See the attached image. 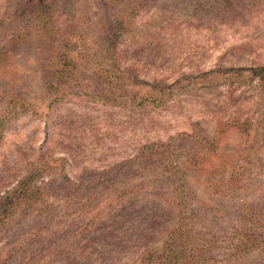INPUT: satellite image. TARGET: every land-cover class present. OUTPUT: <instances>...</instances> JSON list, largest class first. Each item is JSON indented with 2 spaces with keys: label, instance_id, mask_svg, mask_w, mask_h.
Here are the masks:
<instances>
[{
  "label": "rangeland",
  "instance_id": "obj_1",
  "mask_svg": "<svg viewBox=\"0 0 264 264\" xmlns=\"http://www.w3.org/2000/svg\"><path fill=\"white\" fill-rule=\"evenodd\" d=\"M260 66L264 0H0V264H264Z\"/></svg>",
  "mask_w": 264,
  "mask_h": 264
},
{
  "label": "trees",
  "instance_id": "obj_2",
  "mask_svg": "<svg viewBox=\"0 0 264 264\" xmlns=\"http://www.w3.org/2000/svg\"><path fill=\"white\" fill-rule=\"evenodd\" d=\"M244 68H235V69H230L228 73V75L233 76L235 79H238L240 82H245L246 80H248L251 84V89H253L252 91H256V93L254 95L255 97V101L254 103L257 104L258 106H260L263 109V118L261 120H259V123H261L263 125L264 128V66H260V67H256V68H250L249 71L251 73V75L248 77L246 75H244ZM253 77L257 78V81L255 84H253ZM247 211V210H246ZM243 219H246L247 221H251L253 223L257 222L256 217L252 214V213H247L246 215H242L241 216ZM252 226H256L254 224H250L249 227H243L244 231L246 230L247 233V237H250L251 239H257L259 238L256 229H252ZM180 253H182V250L177 249V252H173L172 254H170L169 256H167L166 258L168 259V261H171V259L173 258H178L180 259L181 255Z\"/></svg>",
  "mask_w": 264,
  "mask_h": 264
}]
</instances>
